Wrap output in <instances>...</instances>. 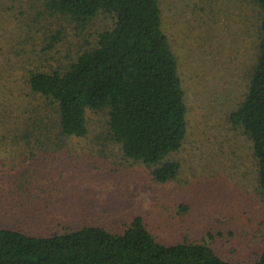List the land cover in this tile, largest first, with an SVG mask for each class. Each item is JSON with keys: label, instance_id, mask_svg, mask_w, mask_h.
Wrapping results in <instances>:
<instances>
[{"label": "rangeland", "instance_id": "1", "mask_svg": "<svg viewBox=\"0 0 264 264\" xmlns=\"http://www.w3.org/2000/svg\"><path fill=\"white\" fill-rule=\"evenodd\" d=\"M234 2L161 0L162 30L186 94L189 135L174 156L180 175L160 185L150 169L124 159L107 139L103 115L89 114L87 139L58 149L4 142L21 114L11 103H21L27 70L62 65L102 20L77 33L64 20L40 16L26 40V24L36 23L42 0H0V123L7 125L0 131V227L48 236L87 224L118 233L141 215L161 242L207 243L231 263H252L264 247V205L250 143L231 130L227 116L247 83L257 11ZM56 31L59 42H43ZM50 42H56L52 49Z\"/></svg>", "mask_w": 264, "mask_h": 264}, {"label": "trees", "instance_id": "2", "mask_svg": "<svg viewBox=\"0 0 264 264\" xmlns=\"http://www.w3.org/2000/svg\"><path fill=\"white\" fill-rule=\"evenodd\" d=\"M243 1L257 11L255 54L227 121L250 143L264 205V0ZM42 9L36 23L26 24V40L39 28L40 16L64 20L77 33L102 23L62 65L27 70L21 103H11L21 114L4 142L58 149L87 139L89 114L103 115L105 135L124 159L150 169L160 185L175 181L182 167L174 156L189 135V110L177 59L162 30L161 0H42ZM55 33L43 42H59L61 32ZM47 48L41 52L47 54ZM2 129L7 125L0 123ZM86 225L48 236L0 227V264H234L207 243L161 242L141 215L118 233ZM250 264H264V247Z\"/></svg>", "mask_w": 264, "mask_h": 264}]
</instances>
